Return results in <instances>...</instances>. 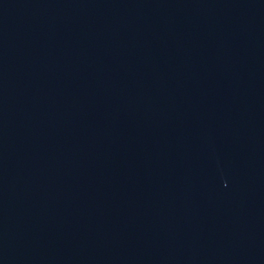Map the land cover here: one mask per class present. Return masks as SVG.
<instances>
[{"label":"water","instance_id":"95a60500","mask_svg":"<svg viewBox=\"0 0 264 264\" xmlns=\"http://www.w3.org/2000/svg\"><path fill=\"white\" fill-rule=\"evenodd\" d=\"M0 264H264V0H0Z\"/></svg>","mask_w":264,"mask_h":264}]
</instances>
